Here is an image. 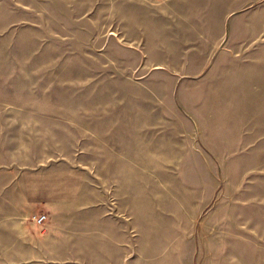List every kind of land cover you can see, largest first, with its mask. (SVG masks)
<instances>
[{"label":"rangeland","instance_id":"374dc122","mask_svg":"<svg viewBox=\"0 0 264 264\" xmlns=\"http://www.w3.org/2000/svg\"><path fill=\"white\" fill-rule=\"evenodd\" d=\"M174 8L179 0H0V244L15 215L35 235L50 217L111 216L131 234L122 264H264V28L241 32L243 51L217 49L191 78L190 117L174 100L177 84L152 67L188 60ZM263 14L250 9L243 22ZM111 30L145 54L114 39L107 50ZM223 50L233 68L210 81ZM140 58L146 79L129 67ZM77 162L89 174L71 205L13 213L24 210L6 199L21 172ZM120 166L131 173H114ZM11 257L0 253V264Z\"/></svg>","mask_w":264,"mask_h":264},{"label":"crops","instance_id":"0c3cea01","mask_svg":"<svg viewBox=\"0 0 264 264\" xmlns=\"http://www.w3.org/2000/svg\"><path fill=\"white\" fill-rule=\"evenodd\" d=\"M149 1L159 4L167 0ZM188 4L186 7L185 2L179 0V8L170 11L173 15L179 16L177 19L179 27L174 29L180 31L181 41L177 44L179 57H187L188 60L182 68L175 65L166 70L167 66L163 62L155 63L152 67H161L164 71L161 77L167 76L173 80L174 84H177V89L174 86L173 91V93L176 91L174 100L191 117V78H198L206 73L209 68L206 66L217 49L223 48L229 52L228 49L232 45H239L238 47L243 51L244 46L241 44L244 40L241 32L263 29L264 14L255 23H244L242 16L250 9L260 13L264 7V0H211L209 5L205 0H188ZM96 26V24L92 25L93 28ZM127 28V24L124 23V33H127ZM112 39L126 51H132L140 57L145 54L143 45L126 41L124 45H120L114 30H111L104 40L107 50ZM228 41L231 42L230 46L226 44ZM159 47L160 44L156 41L155 55L162 58ZM191 49L193 61L196 63L193 70H191ZM224 50L210 76V81L218 75L227 77V73L233 68L230 64L232 57L225 56ZM129 67H135L136 72L142 73L139 75L140 79H146L150 75V70L142 72L141 58ZM249 77L252 75L246 76V78ZM76 133H83V128ZM115 172L126 175L131 173V169L127 170L125 166H120ZM92 173H95L94 170ZM85 174L89 172L84 170L83 164L78 166V162L72 168L56 165L50 166L45 172L31 174L21 172L17 179H13L12 186L10 185L12 188L8 189L12 194L6 199L13 201L9 203L10 206L24 208V210L13 211L16 214H21L26 208L34 206L66 207L78 198V188L83 191ZM66 186L68 192L62 193L61 190L64 191ZM89 219H91V229L83 226L82 230H75L74 223H85ZM112 219L111 216H105L101 220L100 217L89 218L84 215L50 217L52 224H49L45 234L35 235L23 216H12L11 226L2 237L8 241L0 244V253L12 257L10 263L6 259V262L2 264H73L75 261H77L76 264H122L127 256L126 250L130 248L131 234L125 232L124 226L115 230ZM101 223L107 224V227L104 226L101 230ZM56 254L67 255V258L62 263L49 260L50 255Z\"/></svg>","mask_w":264,"mask_h":264},{"label":"built area","instance_id":"2783aa9c","mask_svg":"<svg viewBox=\"0 0 264 264\" xmlns=\"http://www.w3.org/2000/svg\"><path fill=\"white\" fill-rule=\"evenodd\" d=\"M46 218H47L46 214H41V215H39V216L37 217L36 221H37L39 224H43V223H45Z\"/></svg>","mask_w":264,"mask_h":264}]
</instances>
